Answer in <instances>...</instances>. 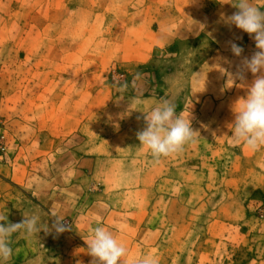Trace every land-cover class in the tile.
Returning a JSON list of instances; mask_svg holds the SVG:
<instances>
[{
    "label": "rangeland",
    "instance_id": "rangeland-1",
    "mask_svg": "<svg viewBox=\"0 0 264 264\" xmlns=\"http://www.w3.org/2000/svg\"><path fill=\"white\" fill-rule=\"evenodd\" d=\"M233 2L0 0V117L11 137L0 164V214L11 222L35 215L42 229L51 228L42 207L44 176L50 167L60 172V132L68 138L60 163L70 168L75 146L87 150L167 100L195 131L175 154L180 170L196 166L190 182L196 191L155 186L162 204H177L180 218L166 225L158 264H264V147L254 151L231 136L233 106L253 79L234 73L256 51L247 33L225 22L236 11ZM229 41L243 48L240 57ZM44 122L66 127L50 130ZM72 176L69 169L64 177L66 207L80 200L84 209L97 196L90 181H81L85 175L70 190ZM10 247L0 264H76L83 255L68 230L31 236L21 230ZM137 247L125 264L142 259Z\"/></svg>",
    "mask_w": 264,
    "mask_h": 264
},
{
    "label": "crops",
    "instance_id": "crops-1",
    "mask_svg": "<svg viewBox=\"0 0 264 264\" xmlns=\"http://www.w3.org/2000/svg\"><path fill=\"white\" fill-rule=\"evenodd\" d=\"M259 3L260 1L256 0L254 4ZM148 98L142 97L143 100ZM44 127L62 131L66 126L61 124L57 127L50 122H44ZM144 127V118L140 117L126 128L117 129L112 135L105 133V136L97 137L93 141V146L87 150L80 144L71 150L74 162L68 168L73 173L72 177H75V180L71 178V182H75L76 185H71L70 190L76 189L80 176L85 175V179L81 181L83 183L90 181L89 192L97 196L86 203L84 209H80L84 207L80 200L76 201L80 206L71 209L66 207L67 199L64 193L69 191V187L65 184L68 179L64 177L69 169L66 164L62 165L60 162L63 161L64 150L67 151V142L64 141L66 139L68 141V138H62L60 132L58 156L60 172L55 173L50 167L45 174L42 207L53 220L54 216L62 219L64 224L69 226L70 234L83 246L79 249L83 255L78 256L76 264H92L93 258L89 255L86 241L97 225L112 232L118 242H125L127 256L124 261L132 258L137 246H141L142 258L151 255L159 261L165 252L161 246L163 241H167L166 225L175 226L179 224L180 218L176 212L177 204L169 200L162 204L155 186H162L167 192L169 189H176L178 192L180 187L182 192L186 191L189 194L196 191L195 183L190 184L196 166L188 164L184 170H180L177 167L179 159L176 154L154 159L147 148L140 146L137 139V132ZM199 189L202 191L208 189L207 184L203 183V187ZM157 209L168 210L167 217L158 216ZM174 254L178 256L176 252L172 253V256Z\"/></svg>",
    "mask_w": 264,
    "mask_h": 264
},
{
    "label": "clouds",
    "instance_id": "clouds-1",
    "mask_svg": "<svg viewBox=\"0 0 264 264\" xmlns=\"http://www.w3.org/2000/svg\"><path fill=\"white\" fill-rule=\"evenodd\" d=\"M236 11L226 17V24L247 33L255 42L251 56L243 57L237 65L234 78L246 80L250 72L252 81L247 86L246 98L237 100L233 106L234 119L231 136L235 143H243L252 150L264 147V11L252 0H234L231 4ZM231 52L240 57L243 48L229 41ZM145 127L137 132L140 146L147 148L154 159L168 157L183 150L195 131L190 119L177 114L175 106L167 100L144 114ZM51 228H41L35 215L23 216L19 222H11L8 216L0 214V261H7L12 255L10 240L14 233L23 230L31 236L44 230L57 234L68 230L62 219L54 216ZM92 264H125L126 247L118 242L112 232L97 225L92 229L88 241ZM137 264H158L153 256H145Z\"/></svg>",
    "mask_w": 264,
    "mask_h": 264
},
{
    "label": "built area",
    "instance_id": "built-area-1",
    "mask_svg": "<svg viewBox=\"0 0 264 264\" xmlns=\"http://www.w3.org/2000/svg\"><path fill=\"white\" fill-rule=\"evenodd\" d=\"M10 145L11 137L4 120L0 117V164L7 159Z\"/></svg>",
    "mask_w": 264,
    "mask_h": 264
}]
</instances>
